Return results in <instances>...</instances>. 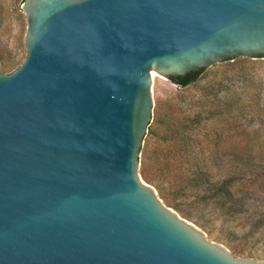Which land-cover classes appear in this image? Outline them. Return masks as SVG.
Listing matches in <instances>:
<instances>
[{"label": "water", "instance_id": "water-1", "mask_svg": "<svg viewBox=\"0 0 264 264\" xmlns=\"http://www.w3.org/2000/svg\"><path fill=\"white\" fill-rule=\"evenodd\" d=\"M0 73V264H264L234 258L141 180L152 72L264 58V0H23Z\"/></svg>", "mask_w": 264, "mask_h": 264}, {"label": "rangeland", "instance_id": "rangeland-1", "mask_svg": "<svg viewBox=\"0 0 264 264\" xmlns=\"http://www.w3.org/2000/svg\"><path fill=\"white\" fill-rule=\"evenodd\" d=\"M22 1L0 0V73L26 57ZM151 95L153 115L139 158L141 180L167 208L232 257L264 260V58L213 65L185 88L157 76ZM168 125L177 136L163 142ZM161 163L168 168L163 174L156 172ZM145 165L149 179L140 174ZM201 174L212 186L230 179L233 197L205 199L214 186L204 195L177 177L193 180Z\"/></svg>", "mask_w": 264, "mask_h": 264}, {"label": "trees", "instance_id": "trees-1", "mask_svg": "<svg viewBox=\"0 0 264 264\" xmlns=\"http://www.w3.org/2000/svg\"><path fill=\"white\" fill-rule=\"evenodd\" d=\"M205 71L206 70H202V71H200L198 73L191 72L184 78L179 77L177 79H172L171 81L175 85H177L178 87L185 88V87H187V86H189L191 84H196L198 82L199 78L201 77V75H203ZM170 125L175 127L174 123H171ZM170 125H168V127H166L165 132L168 133V137H164L162 139L163 142L170 141L173 138L175 139L176 136H177L176 134H174V133H176L175 130L170 128ZM148 132L151 133V131H148ZM171 135L173 136V138H171L172 137ZM186 143L187 144L189 143L188 139L186 140ZM188 150H190V148H188ZM156 154H158V153H156ZM157 163H158V158L155 161V164H157ZM166 165L167 164H165V163L158 164L159 168L156 170V172L159 173V174H163L165 171L168 170V168H166L167 167ZM146 166L147 165H145V169L143 167V169L140 170V174L145 179H149V177L147 175L149 171L147 170ZM177 177H178V181H180L181 184L182 183H184L185 185L189 184V187H191V188H197V189H201L202 191H205V192H203L204 195H207V192H209V189L213 188V186H214L215 189L211 190V196L205 197V199H207V198L211 199L214 196H219V197H221L223 199L228 198V197H230V198L233 197V194L230 192V189H229V186H228L231 183L230 179H225L220 184H213V186H212V184L209 181V179H207L205 177V175H202V174L199 175V176H195V178L193 180L190 177H188V176H177ZM152 179L153 178H151V180ZM153 180H155V179H153Z\"/></svg>", "mask_w": 264, "mask_h": 264}, {"label": "bare ground", "instance_id": "bare-ground-1", "mask_svg": "<svg viewBox=\"0 0 264 264\" xmlns=\"http://www.w3.org/2000/svg\"><path fill=\"white\" fill-rule=\"evenodd\" d=\"M152 78H155V77H157V75H156V73H154V72H152Z\"/></svg>", "mask_w": 264, "mask_h": 264}]
</instances>
